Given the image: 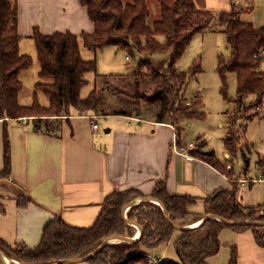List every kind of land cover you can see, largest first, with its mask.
I'll use <instances>...</instances> for the list:
<instances>
[{"label": "trees", "instance_id": "obj_1", "mask_svg": "<svg viewBox=\"0 0 264 264\" xmlns=\"http://www.w3.org/2000/svg\"><path fill=\"white\" fill-rule=\"evenodd\" d=\"M88 10L94 23L92 33L76 34L71 31L46 34L37 27L32 35L40 61V81L36 82L33 102L22 104L19 95L24 87L21 72L33 64V56L22 53L18 31L17 0H0V119H31L35 131L60 136L63 119L73 114H96L101 108L102 96L97 88L82 96V89L88 83V74L98 69L97 57L86 59L82 55L81 41L97 52L107 45H116L131 55L136 52L146 55L140 60L138 70L145 77L155 80L149 92L142 91L136 84V102L131 108L112 111L114 114H132L141 109L145 101L155 106L154 117L158 122L170 120L177 126L179 110L189 101L184 88L190 77L203 71L200 61L188 71L181 70L177 62L182 58L193 36L208 30L212 23L213 32H224L227 36L228 57L219 56L218 72L222 78L221 91L225 99L235 102L238 112L250 111L249 118L256 116L257 106L264 105V28H256L250 21L242 19L244 12L254 8L249 5H234L231 11L219 14L199 9L194 0H159L161 15L151 19V9L147 0H80ZM168 54L166 68L157 66L150 55ZM137 70V71H138ZM237 76V94L230 98L227 76ZM123 75V74H121ZM125 75V74H124ZM108 76H118L108 75ZM106 77V76H105ZM49 100L42 104L39 93ZM187 117H200L202 112L185 111ZM230 134L224 138L231 156L241 152L247 170L249 157L242 146L247 124H239L238 117L232 121ZM180 127L176 128L180 133ZM179 141V139H178ZM190 153L221 172L234 182L231 189H222L207 196L203 211L195 210L197 197L189 194H172L166 180H159L150 194L138 189L115 190L110 193L95 220L88 227L69 224L62 216L49 220L41 240L35 247L24 243L10 244L0 237V250L11 258L30 264H54L60 259L82 257L97 248L105 238L112 236H134L135 221L142 232L134 241H119L106 244L87 261L93 264H208V258L217 254L221 247V232L231 227L237 231L251 229L257 243L264 246V225L242 223L244 221H264V204L243 206L237 198L238 181L234 170L221 161L214 150L193 148ZM264 155L259 160L264 175ZM12 175V147L8 130L4 136V167L0 168V178ZM153 197L155 201H141L127 210L124 207L137 198ZM26 204L28 199L24 201ZM164 206H163V205ZM165 207V208H164ZM215 214L217 217L204 218ZM168 215L170 218H168ZM200 221L199 224L191 226ZM174 223L186 228L178 229ZM180 234L175 240L179 261H168L152 256L147 249L169 242L174 233ZM229 264H238V249L231 246Z\"/></svg>", "mask_w": 264, "mask_h": 264}, {"label": "crops", "instance_id": "obj_2", "mask_svg": "<svg viewBox=\"0 0 264 264\" xmlns=\"http://www.w3.org/2000/svg\"><path fill=\"white\" fill-rule=\"evenodd\" d=\"M122 1L128 3L133 0ZM147 1L151 9V18L157 10L160 16L159 0ZM194 2L199 9L216 14L231 11L234 5L250 4V0H194ZM253 3L254 8L244 12L242 19L252 22L256 28H264V0H253ZM17 5L21 41L33 39L36 27L46 34L66 31L82 34L94 31V23L86 6L80 0H17ZM111 46L112 48H107ZM114 48L119 49L116 45L104 46L94 52L92 58L97 57L99 63V54ZM262 69L264 70V59ZM189 101L190 104L186 102L187 105L192 106V101ZM229 101L235 104L234 101ZM256 110L257 115L247 120L250 121L246 131L250 122L258 121L260 126L258 141L264 142V105ZM230 111L228 109L224 112L227 115L229 129L223 138L230 134ZM199 112H202L200 117H206L205 111ZM92 115L73 114L69 118H64L60 136L35 131L31 119L28 118L19 121L0 119V168L4 167L6 130L9 132L12 147V175L9 178H0L2 239L10 244L24 243L35 248L49 220L62 216L71 225L91 226L110 193L115 190L138 189L150 194L159 180H166L168 190L172 194H189L197 197L198 201L193 208L198 211H203L207 196L233 187L234 182L227 174L190 153V150L196 147L210 149L206 148L208 141L201 139L200 134H197L195 142H185L183 128L180 125L182 119L187 117L183 113L179 114L177 126L170 120L158 122L154 116H147L144 112L139 115L114 114L122 116L126 122L108 128L107 134H102L100 129L92 130L90 118ZM219 126H225V122L220 121ZM178 127L181 129L180 133L176 131ZM175 139L177 141L179 139V145L187 152L179 151L174 146ZM245 141L246 153L257 151L255 146L258 143L254 139L245 138ZM257 153L259 156L254 169L251 168L249 161L247 170L241 169L238 173L234 170L227 149L224 151L226 160L218 157L227 164V167L230 166L229 170H234L238 181L237 198L243 206L264 204V176L260 177L263 172L258 163L264 154L259 151ZM26 199L29 200L27 204L24 202ZM134 226L133 237L139 238L140 228ZM179 234L180 231L177 230L169 242L147 249L148 253L164 260L178 262L179 255L174 244ZM220 239L222 247L217 254L208 258V264H229L232 245H236L238 249V264H264V246L257 243L251 229L237 231L227 227L221 232ZM119 241L121 240H115ZM17 262L6 254L4 258L0 256V264ZM65 264L93 263L86 260Z\"/></svg>", "mask_w": 264, "mask_h": 264}, {"label": "rangeland", "instance_id": "obj_3", "mask_svg": "<svg viewBox=\"0 0 264 264\" xmlns=\"http://www.w3.org/2000/svg\"><path fill=\"white\" fill-rule=\"evenodd\" d=\"M155 15H152L151 20H155L156 17L159 16L158 10ZM214 27L215 25L213 26L211 23L208 26V30L195 34L186 48L184 55L177 62L178 68L184 71H188L197 61L201 62L203 68L201 73L188 79L186 87L184 88L185 96L192 101L193 105L188 106L185 102L183 108H180L179 113L192 110L206 112V117L204 118H183L180 125L183 128L182 135L185 142H195L197 134H200L201 139L208 141L206 148L214 150L217 157L226 160L224 151L227 147L223 136L226 133V130L229 129V126L227 115L224 112L228 109L229 111L231 110L229 121L230 127H232L231 123L237 117L239 124H244L246 122V124H248L250 120L247 121V116L250 111L238 112L235 107L236 104L231 103L229 99H225L222 94V78L217 69L218 59L219 56L228 57L230 51L227 47L228 41L226 33L220 31L213 32L211 29ZM80 44L83 57L86 59L92 58L94 51L87 48L82 41ZM107 48H112V46ZM20 50H24L23 53H28L33 56V64L21 72V79L24 87L19 95L22 104H31L36 89V82L41 79L39 76L41 66L37 56V48L34 39L20 41ZM127 55H129L130 58H127ZM145 57L146 55L139 52L131 55L129 52L121 48H114L110 51L106 50L99 54L98 69L96 72L88 74V83L82 89V96L86 97L94 88H97L101 93V108H103V111L98 113L97 120L102 134H107L106 131L108 128L126 122L122 116L110 114L109 112L117 111V109H126L127 107L131 108L133 111L136 106L135 102L137 97L135 93L137 90V83L141 84V90L145 92L151 91L155 85V80L143 76L138 70L140 60ZM150 57L157 66L160 68H166L168 54L154 53L151 54ZM110 73L123 75L108 76L107 74ZM227 84L229 96L230 98H234L237 94V76L235 73L228 74ZM38 93L40 102L48 105L49 100L46 95L43 92ZM200 103L202 105H200ZM156 109L155 106H151L147 102L142 101L141 109H138L136 114L140 110L141 113L144 112L147 116H154ZM25 118L26 117L23 119ZM220 121L225 122V126H219ZM259 136V122L256 120L250 122L247 131L244 132L242 146L246 142L245 138L249 140L254 139L258 143L255 146L257 151H248L246 153L250 158L252 169H254L256 160L259 156L257 152L259 151L261 154H264V142H261L260 140L258 141ZM243 148L245 149V147ZM227 151L229 150L227 149ZM231 160L236 173L244 168L245 161L241 152L238 153L237 156H231ZM11 259L17 260L15 258Z\"/></svg>", "mask_w": 264, "mask_h": 264}, {"label": "water", "instance_id": "obj_4", "mask_svg": "<svg viewBox=\"0 0 264 264\" xmlns=\"http://www.w3.org/2000/svg\"><path fill=\"white\" fill-rule=\"evenodd\" d=\"M263 58H264V54H263ZM141 113V111L139 110L137 112V115H139ZM151 199H155L153 197H146V198H140L139 200H133L132 202H130L129 204H127L124 209H123V215H124V218L127 219V210L129 207H131L132 205H135V204H138L139 202L141 201H145V200H149V201H152ZM153 201H156L158 203H161L159 202L157 199L153 200ZM163 205V204H162ZM164 206V205H163ZM165 208V207H164ZM208 217H217V218H220L222 219L221 217L215 215V214H209V215H206L204 218H208ZM168 218H170V216L168 215ZM171 220V218H170ZM131 222L133 225H137L139 228H140V234L142 232V227L140 224H138L137 222L135 221H129ZM242 223H252V224H258V225H264V221H252V220H248V221H244ZM174 225L178 228V229H182V228H186L188 226H182V225H178L176 223H174ZM125 240V241H134L136 240L137 238H134V237H128V236H121V235H117V236H112V237H108V238H105L102 243L97 247L95 248L93 251H91L90 253H88L87 255L85 256H82V257H74V258H64V259H60L58 260L56 263L54 264H65L67 262H80V261H86L88 260L89 258H91L93 255H95L96 253H98L106 244L108 243H114L115 240ZM0 256H2L4 258V253L0 250ZM16 264H30L28 262H21V261H18Z\"/></svg>", "mask_w": 264, "mask_h": 264}, {"label": "built area", "instance_id": "obj_5", "mask_svg": "<svg viewBox=\"0 0 264 264\" xmlns=\"http://www.w3.org/2000/svg\"><path fill=\"white\" fill-rule=\"evenodd\" d=\"M128 58H129V56H128ZM187 103L190 104V101H188ZM260 108H261V106H257L256 107V109H260ZM90 118H91V128H92V130H94V131L98 130L99 129V122L97 120V115L93 114L92 116H90ZM173 144H174V146L176 148H178L179 151H182V150L184 151L185 150L184 152H187V150L183 146L179 145V142L177 141V139H175L173 141ZM191 145H193V143ZM228 167H230V166H228ZM263 176H264L263 174L260 175V177H263Z\"/></svg>", "mask_w": 264, "mask_h": 264}, {"label": "bare ground", "instance_id": "obj_6", "mask_svg": "<svg viewBox=\"0 0 264 264\" xmlns=\"http://www.w3.org/2000/svg\"><path fill=\"white\" fill-rule=\"evenodd\" d=\"M155 200V199H154ZM156 202V201H155ZM200 223V221H198V222H196V223H194V224H192L191 226H195V225H197V224H199ZM137 233H139V231L137 230Z\"/></svg>", "mask_w": 264, "mask_h": 264}]
</instances>
